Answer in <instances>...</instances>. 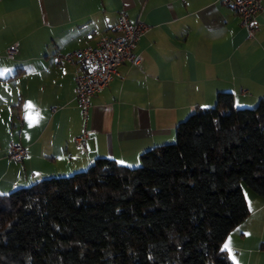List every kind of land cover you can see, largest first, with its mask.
I'll return each instance as SVG.
<instances>
[{"label": "crops", "instance_id": "0c3cea01", "mask_svg": "<svg viewBox=\"0 0 264 264\" xmlns=\"http://www.w3.org/2000/svg\"><path fill=\"white\" fill-rule=\"evenodd\" d=\"M122 12L149 26L136 48L140 63H123L84 115L75 94L81 67L56 58L112 33ZM256 26L248 37L221 0H0V194L72 175L101 157L137 165L220 92L232 93L237 108L255 107L264 99V11ZM85 131L81 152L76 138ZM12 144L25 147L23 161L9 158ZM244 194L249 216L223 248L230 240L232 252L225 250L235 264H264V199Z\"/></svg>", "mask_w": 264, "mask_h": 264}, {"label": "trees", "instance_id": "16d2710c", "mask_svg": "<svg viewBox=\"0 0 264 264\" xmlns=\"http://www.w3.org/2000/svg\"><path fill=\"white\" fill-rule=\"evenodd\" d=\"M264 199V99L230 92L134 166L97 158L70 176L0 194V264H235L223 248Z\"/></svg>", "mask_w": 264, "mask_h": 264}, {"label": "built area", "instance_id": "2783aa9c", "mask_svg": "<svg viewBox=\"0 0 264 264\" xmlns=\"http://www.w3.org/2000/svg\"><path fill=\"white\" fill-rule=\"evenodd\" d=\"M221 3L231 7L241 19V25L247 31L248 37H255L258 28L257 16L264 11L263 0H221ZM149 26L138 20L131 23L127 15L122 12L112 33L101 34L94 45L77 50L72 54L57 56L56 62L65 61L68 64L78 63L80 72L75 77L76 99L83 110L88 114L91 99L101 93L114 79L119 76V67L129 62L133 65L140 63L136 55L139 40L148 32ZM91 38L92 34H88ZM19 45L15 43L7 50V58L14 59ZM91 131H85L76 138L77 148L81 152L86 150V142ZM26 149L20 144H12L9 158L21 162L26 156Z\"/></svg>", "mask_w": 264, "mask_h": 264}, {"label": "rangeland", "instance_id": "374dc122", "mask_svg": "<svg viewBox=\"0 0 264 264\" xmlns=\"http://www.w3.org/2000/svg\"><path fill=\"white\" fill-rule=\"evenodd\" d=\"M176 141V139H174L173 143ZM67 176H70V175H67ZM60 177V176H59ZM51 178V177H50ZM243 187V191L246 193V195L248 196L249 193L253 194V195H256L254 192H252V190L247 187L245 184L242 185ZM7 194V193H6Z\"/></svg>", "mask_w": 264, "mask_h": 264}, {"label": "snow or ice", "instance_id": "6c2138e0", "mask_svg": "<svg viewBox=\"0 0 264 264\" xmlns=\"http://www.w3.org/2000/svg\"><path fill=\"white\" fill-rule=\"evenodd\" d=\"M249 208L251 209V204H249ZM224 249H226L227 251H229V253L232 252V249H231V241L230 240H229L228 243H226L224 245ZM232 259L235 260V256L234 255L232 256Z\"/></svg>", "mask_w": 264, "mask_h": 264}]
</instances>
